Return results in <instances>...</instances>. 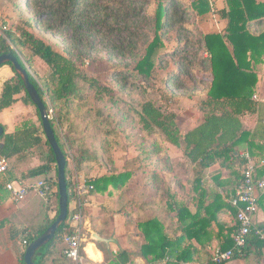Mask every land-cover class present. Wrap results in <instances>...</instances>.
Masks as SVG:
<instances>
[{
  "label": "trees",
  "instance_id": "trees-1",
  "mask_svg": "<svg viewBox=\"0 0 264 264\" xmlns=\"http://www.w3.org/2000/svg\"><path fill=\"white\" fill-rule=\"evenodd\" d=\"M12 2L15 16L3 30L5 36L0 35V55L17 56L47 110L48 100L54 109L55 118L50 121L67 159L69 204L76 197L74 173L84 172L93 185L90 195L116 201L112 213L106 215L102 233H106L111 214H121L135 226V234L129 237L136 250L119 247L115 253L98 244L108 264H135L137 257L145 264H228L215 262L212 249L234 247L239 225L230 197L243 180L246 153L264 159V104L253 98L264 65V0H225L222 9L215 8L211 0ZM213 11L227 24L221 31L206 32L200 18ZM45 32L64 37L63 48L48 43L41 34ZM20 51H30L48 65L45 87L31 74ZM102 53L109 60L111 78L120 92L141 91L138 105L124 104L114 86L84 69L88 60L96 61ZM4 64L12 66L14 75L2 85L0 112L19 101L36 106L21 74L10 62ZM197 72L209 74L210 82ZM161 73L160 84L167 91L163 95L157 84ZM203 85L207 91L196 103L195 124L183 129L169 99L178 91L193 98ZM36 109L40 123L27 116L11 132L0 120L4 128L0 155L10 160L11 166L36 154L42 160L16 180L23 185L44 180L54 188L48 204L38 197L8 217L11 222L26 224L29 244L60 212L57 160ZM56 124L65 127L64 133ZM93 133L108 143L124 135L131 138L137 150L134 164H124L123 170L117 164H102ZM170 144L196 171L191 183L177 175L174 183L168 178L177 167L170 156ZM66 145L72 149L75 164ZM217 165L218 169L211 170ZM223 170L228 178L222 177ZM257 177L264 178V165L258 168ZM209 179L213 185L208 184ZM10 196L0 186V205ZM259 205L264 209V193ZM53 207L56 215L51 218L47 212ZM71 216L69 210L55 236L37 250L35 264H44L48 257L68 258L65 238L75 232ZM24 255L21 264H26ZM250 256L258 262L264 258V240L254 234L232 260Z\"/></svg>",
  "mask_w": 264,
  "mask_h": 264
},
{
  "label": "crops",
  "instance_id": "crops-1",
  "mask_svg": "<svg viewBox=\"0 0 264 264\" xmlns=\"http://www.w3.org/2000/svg\"><path fill=\"white\" fill-rule=\"evenodd\" d=\"M12 71L13 68L10 64H4L0 67V92L3 83L13 77L14 71ZM260 72V80L253 98L264 104V65L261 66ZM33 107L34 106L25 105L23 102L19 101L11 107L0 112V120L8 127V131H14L16 126L20 123L19 121L22 119V117L28 116L31 113ZM262 115L264 116L263 113ZM255 120L257 123L258 115L255 116ZM35 157L36 156H34V158ZM31 159H28L26 162L22 161L18 162L17 164H13L10 168V171L7 174L1 176L0 186L5 187L6 183L9 181L18 182L16 178H19L21 172H24L29 168L40 164H27ZM96 172L97 171H94V173ZM81 174L85 175L84 172ZM85 177L88 181H90L88 175H85ZM38 197H40L46 204V201L42 196L36 192L30 191L26 198L21 201H16L12 198V196H10L0 205V264H21L20 258L29 245V242L27 244L25 243V241L28 240L27 235L24 233L26 224H23V222L21 223L19 221L11 222L8 220V217H12V215H14L16 212L28 207L30 202ZM54 207L47 212L48 216L51 218L55 217L56 215V208ZM115 207L116 201L114 199L90 195V192L84 197L81 205L77 197L73 198L70 201L69 210L73 214L78 210V208H81L83 213L82 231L84 236V254L81 255V259L78 261H74L71 258H57V260H54L53 258L48 257L44 264H108L105 253L98 246L100 243L105 244L108 249H112L115 253L119 247L133 250L129 248L127 244L128 235L126 236L125 232L127 229V222L124 216L121 214L109 215V225L105 226L106 233H102V231H104V220L108 218L106 215L108 213H112V210ZM255 219L256 222L264 224V209L262 207H260ZM121 222L123 224V234H121L122 228L120 229ZM94 233H98L101 237L109 239V243L98 242L97 240L93 239L92 236ZM90 244L94 246V249L98 255V259H93V257L87 252V248ZM135 264H145V261L142 258L137 257L135 259ZM228 264H264V258L258 262L254 256H250L247 260L234 259Z\"/></svg>",
  "mask_w": 264,
  "mask_h": 264
},
{
  "label": "rangeland",
  "instance_id": "rangeland-1",
  "mask_svg": "<svg viewBox=\"0 0 264 264\" xmlns=\"http://www.w3.org/2000/svg\"><path fill=\"white\" fill-rule=\"evenodd\" d=\"M211 1H212L213 5L215 6V8H217V9H222L223 7L226 6L225 0H211ZM12 16H15L14 5H13L12 0H0V25H3V26L6 25V27L9 28V24L12 23V20H13ZM226 24H227V21L221 19L219 14L215 13L214 11L205 15L203 18H200L201 28L203 30H205L206 32L223 30L225 28ZM41 34L48 43H51L52 45H54L58 49L63 48L64 42H65L64 37H61L59 35L52 34V33H46V32L41 33ZM168 47L172 48V44L168 43ZM19 54H20L21 58L23 59V61L25 62L26 66L31 71V74L34 76V78L38 81V83L42 87H45V82L49 79V75H50V69H49L48 65L44 62V60H42L41 58H39L37 56H34L30 51H23V52L20 51ZM99 57H100V59H98L96 61L88 60L86 62V65L84 66V69L90 75L95 76L96 78L100 79V81H102V82L110 84V86H114L119 91L120 87L118 85L114 84L113 79L111 78V70H110L111 67H110V63H109V60L107 59L106 54L102 53L99 55ZM196 75L200 78L201 77L207 78V80H209V82H210L211 76L209 74H207L205 72H197ZM161 78H162V73L160 74L159 80H157V84L159 83L158 86H160L162 88L163 85L160 84ZM204 88H205L204 85L199 87L197 89V91H195V96L193 98H189L187 96V94H184V93L181 94L182 92L178 91V92L174 93L175 95L171 99H169L170 107L172 109H174L175 111H177L179 121H180V125L183 129H188L195 124L196 118L198 116V110H197L196 103L205 96L207 90ZM150 89H152V88L150 87ZM164 93L165 94L167 93V91L165 89L162 90L160 95H163ZM119 94H120L121 100H123L124 104H132L134 106L138 105L140 99L143 97V94L141 93V91L137 90V89H124V90H121V92ZM48 104H49L50 116H51V118L54 119L55 118V112H54V109L52 108L49 100H48ZM31 106H34V105H31ZM28 116L34 118L35 120H37L40 123L39 117L37 115L36 106L33 107L31 113ZM25 117H27V116H23L19 122H21ZM56 125L58 128V131L61 133H64L63 131H65V127L61 126L59 124H56ZM124 136H122L119 139H116L115 141H113V143H111V142L108 143V142H103L102 136L99 133H93V137L98 141V147L100 148V153H101L100 154L101 155V162H103L102 164H117V166L120 168V170L124 169V164H134L133 159L137 155V150L135 149L136 145H135V143L131 142L132 141L131 138L126 137L127 138L126 139ZM62 137L64 138L65 135H62ZM137 139L139 140V137H137ZM135 140H136V137H135ZM65 148L68 151L70 161L73 164H75L72 149L67 145ZM246 154H248V153H246ZM170 156L172 158L173 163L177 164V167H176V170L167 174L168 178L171 179L172 183H174V178H176V175H177L178 177H182V179L187 181L188 183H191V181L195 177V174H197L196 171H194L192 169L191 165L185 164V159H184L181 151H179L178 149L173 147L171 144H170ZM250 157L248 159V165L249 164H256L258 168L260 167V165H264V163H262V161L264 159H262L261 157H258V158H255L252 156H250ZM31 158H33V159H31ZM28 159H31V160L27 164L41 163L42 162V160L40 159V156L38 154H36L35 158L32 155V156H29ZM27 160H25L24 162H26ZM218 168L219 167L217 165V166L212 167L211 170H215ZM101 172H103V171H99L98 173H101ZM81 173H83V172H79L77 170L74 173L75 192L77 189V185H76L77 179H79L81 182L87 180L85 175L81 174ZM228 176H229L228 172L226 170H223V176L222 177L228 178ZM213 183L214 182L212 181V179H209L208 184L213 185ZM122 222H123V218H122ZM122 222L120 225L121 226L120 229L123 226ZM126 222H127V220H126ZM126 228H127L125 231L126 236L128 235L127 244L129 246V248L136 250V248H137L136 244H134V242H132V240L129 238V234H131V233L135 234L134 233L135 226L133 223H131V224L127 223ZM121 231H122L121 234H123V228L121 229ZM219 247L220 246H216L215 248L212 249L213 256L215 255V253Z\"/></svg>",
  "mask_w": 264,
  "mask_h": 264
},
{
  "label": "built area",
  "instance_id": "built-area-1",
  "mask_svg": "<svg viewBox=\"0 0 264 264\" xmlns=\"http://www.w3.org/2000/svg\"><path fill=\"white\" fill-rule=\"evenodd\" d=\"M6 29L8 27L4 25L3 29H0V35L5 36L3 30ZM48 114L50 116V111H48ZM246 156L249 159V154H246ZM262 163H264V160ZM10 168V160L4 155H0V176L5 175L10 171ZM257 173V165L249 164L243 171L241 184L230 197L231 204L237 208L236 217L239 227L234 235V247L228 250H222L220 247L217 249L213 256V260L217 263L232 261L235 252L240 251L247 244L248 238L252 234L264 240V226L256 222L255 219L260 210V195L264 193V178H258ZM76 185V197L81 205L84 197L93 189V185L88 183V180L81 182L79 179H77ZM5 188L16 201L25 199L28 193L33 191L42 196L47 204L52 200V192L54 191L52 185L44 180L29 185H23L19 181H9L6 183ZM71 225L75 228V232L65 238L67 243L65 254L68 258L78 261L81 258V251L84 250L83 213L81 208H78L72 214ZM25 243L27 244L28 242L25 241Z\"/></svg>",
  "mask_w": 264,
  "mask_h": 264
},
{
  "label": "water",
  "instance_id": "water-1",
  "mask_svg": "<svg viewBox=\"0 0 264 264\" xmlns=\"http://www.w3.org/2000/svg\"><path fill=\"white\" fill-rule=\"evenodd\" d=\"M8 62H10L14 66L15 70L21 74L25 84V88L40 112L43 129L48 139V142L50 143L55 153L57 160V167H58L57 181H58V190H59V209H60L59 215L57 219L51 224V226L41 236L33 240L25 250V255H24L25 263L35 264L34 257L36 255L37 250L55 236L59 226L67 219L69 214V196H68V187L66 180L67 159L56 139V135L50 121V116L46 108V104L42 100L36 86L30 80L27 69L21 65L17 56H15L13 53L1 54L0 66ZM3 133H4V128L0 124V136ZM92 238L97 240L98 242L109 243L110 241L109 239L101 237L98 233H94Z\"/></svg>",
  "mask_w": 264,
  "mask_h": 264
},
{
  "label": "bare ground",
  "instance_id": "bare-ground-1",
  "mask_svg": "<svg viewBox=\"0 0 264 264\" xmlns=\"http://www.w3.org/2000/svg\"><path fill=\"white\" fill-rule=\"evenodd\" d=\"M87 252L93 257V259L94 258H97L98 257V255H97V253H96V251H95V249H94V246L92 245V244H90L89 246H88V248H87ZM99 254V253H98ZM91 257V258H92ZM100 257V256H99ZM101 258V257H100ZM98 259V258H97Z\"/></svg>",
  "mask_w": 264,
  "mask_h": 264
}]
</instances>
